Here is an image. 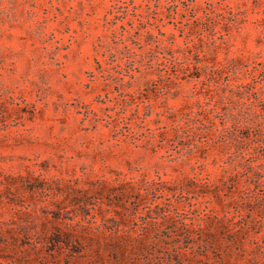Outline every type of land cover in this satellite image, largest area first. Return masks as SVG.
Returning a JSON list of instances; mask_svg holds the SVG:
<instances>
[{
	"label": "rangeland",
	"instance_id": "1",
	"mask_svg": "<svg viewBox=\"0 0 264 264\" xmlns=\"http://www.w3.org/2000/svg\"><path fill=\"white\" fill-rule=\"evenodd\" d=\"M185 3L200 8L199 16L208 3L226 9L215 22L197 29L203 39L194 35L197 48L177 53L191 67L189 75L178 72L177 79L171 66L158 69L169 55L160 52L156 40L175 50L191 45L182 32L193 26ZM221 34L227 43L214 53L206 42L214 37L222 43ZM153 52L159 59L151 57ZM233 59L239 61L237 71L209 80L214 93L226 96L217 89L251 82L264 72V0H0V174L31 172L39 177L24 184L17 180L18 189L11 192L0 182V226L23 217L18 211L28 207L29 221L17 228L41 231L46 215L52 217L46 210L54 208L37 197L39 189L31 191L43 180L79 179L77 185L84 186L97 178L118 183L142 174L175 180L219 173L216 155L187 153L193 144L176 140L172 145L157 136L153 146L150 138L135 139L133 133L167 127L168 137H173L170 112L193 117L211 107L202 90L204 69L213 60ZM6 196L17 197L9 201ZM210 197L193 199L195 207L219 208ZM148 205L142 204L139 213ZM106 216L120 220L114 212ZM97 220L101 222L100 215ZM107 225L106 233L129 228L113 220ZM258 235L263 237L264 230ZM12 253L0 246V264H20ZM28 257L25 264H65L63 256L57 261L45 251H32ZM259 261L264 264L263 256ZM237 264L247 262L240 259Z\"/></svg>",
	"mask_w": 264,
	"mask_h": 264
},
{
	"label": "trees",
	"instance_id": "2",
	"mask_svg": "<svg viewBox=\"0 0 264 264\" xmlns=\"http://www.w3.org/2000/svg\"><path fill=\"white\" fill-rule=\"evenodd\" d=\"M185 5L192 12L193 26L187 31L182 28V32L191 45L175 50L156 40L160 52L169 55L164 56L165 63H158V69L171 66L177 79L178 72L189 75L191 70L187 58L181 61L177 53L185 55L197 48L194 35L199 34L203 41L197 29L215 22L226 9L208 3L204 15L199 16L200 8ZM219 39L222 43L214 37L206 42L214 53L227 43L223 34ZM156 56L155 52L151 54ZM238 63L237 59L227 63L213 60V65L204 69L207 81L202 82V90L211 107L200 109L193 117L185 112H170L173 137H168L167 127L160 131L146 128L141 135L133 133L135 139L150 138L153 146L157 136L172 145L176 140L188 146L193 144L187 153H199L204 158L216 155L219 173L175 180H165L159 173L156 178L142 174L118 183L97 178L85 181L87 186H78L79 179L43 180V185L31 191L39 189L37 197L54 206L46 210L52 217L46 215L41 231H22L17 225L29 221L32 213L28 207L20 209L23 217L10 219L5 228L0 226V246L10 249L13 253L9 256L20 264L30 260L28 255L32 251L36 255L45 251L57 261L63 256L65 264H237L240 259L247 264H261L264 236L258 233L264 230V72L251 82L235 86L227 83L217 89L227 92L226 96L214 93L208 83L216 74L237 71ZM195 69L196 77H200L202 74ZM170 80L174 82L171 77ZM218 96L221 97L217 99ZM0 176L9 192L18 189L17 180L23 184L29 179L39 180L31 172L26 176L1 172ZM205 196H212L210 200L214 199L219 208L209 204L195 207L197 202L193 199ZM3 197L0 196V202ZM14 197L17 196H6L9 201H15ZM148 203L147 210L139 213V207ZM255 211L257 217L253 216ZM107 212L116 213L120 220L107 217ZM97 215L101 217L100 223ZM75 217L80 220L65 222ZM109 220L129 228L106 233L104 227H108Z\"/></svg>",
	"mask_w": 264,
	"mask_h": 264
}]
</instances>
